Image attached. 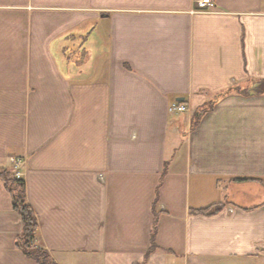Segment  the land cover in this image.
<instances>
[{"label": "crops", "instance_id": "1", "mask_svg": "<svg viewBox=\"0 0 264 264\" xmlns=\"http://www.w3.org/2000/svg\"><path fill=\"white\" fill-rule=\"evenodd\" d=\"M214 1L0 0V166L58 264H264V0ZM21 228L0 179V264Z\"/></svg>", "mask_w": 264, "mask_h": 264}, {"label": "trees", "instance_id": "2", "mask_svg": "<svg viewBox=\"0 0 264 264\" xmlns=\"http://www.w3.org/2000/svg\"><path fill=\"white\" fill-rule=\"evenodd\" d=\"M255 86V90L263 91L264 79L257 81ZM247 90L248 89L245 87L242 88L239 85H232L225 90L215 93L206 105L196 111L195 115L192 117V127L194 128L199 123L202 116L213 108L218 98L231 91L249 93ZM0 179L4 181L6 188L10 192L13 208L20 214L22 220V228L17 236L16 245L22 249L24 253L32 257L37 264H58L47 248L35 242L39 223L37 215L27 198L25 179L23 177H18L14 169L8 167H0ZM223 205L224 202H216L205 207L192 208L190 212L214 214L218 212ZM155 233L156 223L152 229V245H155Z\"/></svg>", "mask_w": 264, "mask_h": 264}, {"label": "built area", "instance_id": "3", "mask_svg": "<svg viewBox=\"0 0 264 264\" xmlns=\"http://www.w3.org/2000/svg\"><path fill=\"white\" fill-rule=\"evenodd\" d=\"M197 8L198 9H208L209 7H213L215 5L214 0H196ZM187 109L186 105L179 101H173L172 105L170 106L171 111H185ZM15 169H18L21 165V158L13 157L12 158ZM17 176H19L21 173L19 171L16 172Z\"/></svg>", "mask_w": 264, "mask_h": 264}, {"label": "rangeland", "instance_id": "4", "mask_svg": "<svg viewBox=\"0 0 264 264\" xmlns=\"http://www.w3.org/2000/svg\"><path fill=\"white\" fill-rule=\"evenodd\" d=\"M77 63H78V60H77ZM209 100H210V99H209ZM209 100H208V101H209ZM208 101L205 102L204 104H202L200 107H198V108L195 110L193 116L195 115L196 111L199 110L200 108H202L204 105H206V104L208 103ZM171 105H172V102H171L170 105H169V111H170V113H177L178 111H171V110H170V106H171ZM22 160H23V159L21 158V165L23 164V161H22ZM0 167H4V166H0ZM14 171H15V173H16L17 171L20 172L19 169H15ZM16 175H17V173H16ZM19 176H21V174H20ZM19 176H18V177H19Z\"/></svg>", "mask_w": 264, "mask_h": 264}, {"label": "water", "instance_id": "5", "mask_svg": "<svg viewBox=\"0 0 264 264\" xmlns=\"http://www.w3.org/2000/svg\"><path fill=\"white\" fill-rule=\"evenodd\" d=\"M177 99H178V100H182V99H183V97H178Z\"/></svg>", "mask_w": 264, "mask_h": 264}]
</instances>
